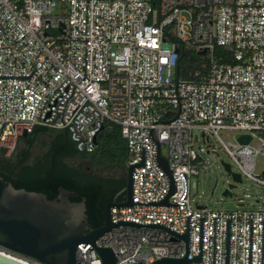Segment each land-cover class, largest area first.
I'll return each instance as SVG.
<instances>
[{
	"label": "built area",
	"instance_id": "obj_1",
	"mask_svg": "<svg viewBox=\"0 0 264 264\" xmlns=\"http://www.w3.org/2000/svg\"><path fill=\"white\" fill-rule=\"evenodd\" d=\"M181 48L205 57L197 80L178 78ZM106 122L127 143L133 204L111 208L118 227L96 247L111 248L115 264H264V201L211 210L190 191L208 168L202 154L215 152L211 138L229 174L264 189V0H0V151L11 157L24 133L43 127L67 129L79 152L92 153ZM76 263L102 259L82 243Z\"/></svg>",
	"mask_w": 264,
	"mask_h": 264
},
{
	"label": "water",
	"instance_id": "obj_2",
	"mask_svg": "<svg viewBox=\"0 0 264 264\" xmlns=\"http://www.w3.org/2000/svg\"><path fill=\"white\" fill-rule=\"evenodd\" d=\"M204 54L205 51L200 53V55ZM27 136L28 134L24 133L23 137ZM237 139L243 144L251 141L249 136H238ZM95 142L97 143V137ZM158 162L171 178L168 162L160 155V146H158ZM224 167L227 172L230 171L228 164H224ZM133 170V166L127 169L125 187L106 204L104 222L98 228H93L88 221L86 199L82 198L80 202L71 201L78 198L74 192L60 187L57 197L48 200L42 193L16 189L9 181L0 177V247L44 264H77L78 245L90 243L102 259V264H115L117 259L111 248L96 247L95 242L104 233L118 227L111 222V208L132 206ZM230 175L233 183L224 191V196H231L235 184L242 182L239 174ZM174 191L173 184L169 196ZM122 194H125L124 199L118 201V197ZM162 204L168 205V198ZM183 238L188 242V234ZM199 260L200 257L192 261L187 257L162 258L151 264H191ZM0 264L23 263L0 253Z\"/></svg>",
	"mask_w": 264,
	"mask_h": 264
},
{
	"label": "trees",
	"instance_id": "obj_3",
	"mask_svg": "<svg viewBox=\"0 0 264 264\" xmlns=\"http://www.w3.org/2000/svg\"><path fill=\"white\" fill-rule=\"evenodd\" d=\"M197 55L191 50H180L178 78L196 79L195 73L200 69H184L188 56ZM47 135L45 152L34 163L31 149L39 136ZM19 147L8 161H0V177L9 181L16 189L38 192L53 200L60 187L78 195L72 202L86 199L88 221L93 228L103 225L106 204L125 187L128 167L127 143L122 137L118 125L106 122L97 135L96 149L92 153L79 152L72 142L67 129L51 130L36 128L27 137H22ZM79 159L86 163L71 165L69 161ZM113 172L106 176L100 174L102 169ZM122 173V174H121ZM121 175V176H120ZM124 197H119L122 201Z\"/></svg>",
	"mask_w": 264,
	"mask_h": 264
},
{
	"label": "rangeland",
	"instance_id": "obj_4",
	"mask_svg": "<svg viewBox=\"0 0 264 264\" xmlns=\"http://www.w3.org/2000/svg\"><path fill=\"white\" fill-rule=\"evenodd\" d=\"M223 49H217L216 55H221ZM206 64L205 57L192 55L188 56L185 60L184 69H202ZM194 136V146L197 150L200 149V146L203 144L202 140V131L195 130L193 133ZM222 138L225 141L232 140L233 134L227 135L225 133L221 134ZM49 138L47 135L39 136L36 144L31 149V159L29 163H34L39 160L45 152V143H47ZM210 142L212 148L215 152H212L211 155L202 154L203 160L207 163V170L201 173L198 178H194L191 181L190 191L192 199L194 200L193 204L197 206H206L211 210H227L234 211L240 209H251L257 210L260 206L254 204L257 199H260L261 202L264 201V189L255 184L252 181L243 180L240 184H235V188L231 190V196H224L223 193L226 189L229 188V185L232 184V176L225 170L222 162L230 164L227 154L220 147L216 139L211 138ZM19 147H23V144H19ZM162 154L166 156V150L163 149ZM12 159L9 156H6L3 151H0V161H8ZM261 162V161H260ZM71 165L86 163L79 159H73L69 161ZM262 162L260 163L259 168L262 169ZM126 168H128L126 166ZM110 173L113 174L111 170L102 169L100 174L104 176ZM122 174V173H121ZM121 176V175H120Z\"/></svg>",
	"mask_w": 264,
	"mask_h": 264
},
{
	"label": "flooded vegetation",
	"instance_id": "obj_5",
	"mask_svg": "<svg viewBox=\"0 0 264 264\" xmlns=\"http://www.w3.org/2000/svg\"><path fill=\"white\" fill-rule=\"evenodd\" d=\"M124 195H125V194H122V195H121V196H119V197H124ZM119 197H118V198H119Z\"/></svg>",
	"mask_w": 264,
	"mask_h": 264
}]
</instances>
